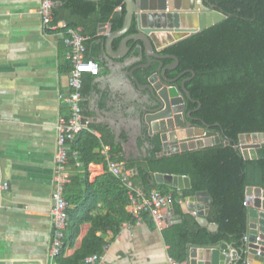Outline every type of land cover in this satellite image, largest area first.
<instances>
[{
    "label": "trees",
    "instance_id": "obj_1",
    "mask_svg": "<svg viewBox=\"0 0 264 264\" xmlns=\"http://www.w3.org/2000/svg\"><path fill=\"white\" fill-rule=\"evenodd\" d=\"M56 1L61 6L54 10V19L64 20L71 28L83 27V34L94 32L100 22H109L111 29L116 30L124 21L122 0ZM204 2L225 13V19L174 42L162 53L178 59L176 69L167 71L168 76L186 72L182 79L188 92L185 105L191 120L200 127L203 123L209 125L208 130L218 133L221 142L159 156L161 144L156 136L150 140L146 159L127 162L120 155V144L107 140L104 129L93 125L83 128L70 144V149L78 152L76 157L70 156V163L80 162L81 171L72 174L64 184L70 223L55 264H87L85 259L103 252L125 222L134 223L125 209L129 200L127 189L119 177L108 171L107 154L112 161H125L126 168H136V180L145 191L159 189L164 194L171 193L177 220L163 229V235L174 260L187 259L188 244L202 246L225 241L237 248L242 244L247 228L245 189L264 188V141L257 149V159H245L237 147L241 133H260L264 139V0ZM135 31L134 19L129 32ZM170 62L171 59L164 60L166 64ZM96 130L100 137L94 133ZM225 140L230 143L225 145ZM104 145L110 147L107 153ZM90 163L104 164V172L92 182ZM155 173L189 177L190 187L182 191L184 197L207 191L211 202L206 219L217 229L210 230L198 222L197 216L184 213L176 188L158 184ZM143 219L151 220L147 214ZM84 223L90 227L80 246L65 256L66 246L74 244Z\"/></svg>",
    "mask_w": 264,
    "mask_h": 264
},
{
    "label": "crops",
    "instance_id": "obj_2",
    "mask_svg": "<svg viewBox=\"0 0 264 264\" xmlns=\"http://www.w3.org/2000/svg\"><path fill=\"white\" fill-rule=\"evenodd\" d=\"M55 2L54 10L61 6L60 1ZM39 5L40 0H0V264H55L48 255L52 238L51 193L55 182L56 127L60 117L69 116L68 104L59 98V93L69 90L70 64L63 34L43 29ZM101 23L105 24L99 26ZM76 28L86 38V58L100 67L97 75L82 76L85 92L81 88V106L83 119L86 118V122L82 119L83 128L93 125L104 129L107 140L120 144V155L127 162L146 159L151 144L139 127V91L127 73L144 62L141 49L130 51L125 59L106 60L104 45L108 34L114 31L111 24L100 22L94 32L85 34L83 27ZM168 34L150 35L156 50L176 42H164ZM119 41L120 38L115 39V47ZM134 73L141 83L145 82L140 69ZM94 133L101 136L97 130ZM109 148L104 145V152ZM106 160H110L108 154ZM119 163L126 168L125 161ZM80 168V162L71 164L69 160L68 181ZM127 169L134 172L136 180V168ZM88 172L92 182L104 172V164L90 163ZM4 183L6 189L2 188ZM184 189L176 188L184 213L198 211L199 204L209 207L211 197L206 191L184 197ZM170 203L168 223L163 227H157L152 219L138 224L125 222L105 249L107 264H170L163 235V229L177 220ZM200 219L198 214L201 224ZM89 227V223L80 226V234L73 245L66 246L65 256L80 246ZM190 245L187 259L179 264H190Z\"/></svg>",
    "mask_w": 264,
    "mask_h": 264
},
{
    "label": "water",
    "instance_id": "obj_3",
    "mask_svg": "<svg viewBox=\"0 0 264 264\" xmlns=\"http://www.w3.org/2000/svg\"><path fill=\"white\" fill-rule=\"evenodd\" d=\"M97 2L100 0H85ZM125 4V16L122 26L111 31L104 45L103 59L120 60L127 58L130 51L141 49L144 62H141L128 70V79L138 90L140 112L137 120L144 136L151 140L158 137L161 144L159 156L170 155L188 150H195L206 146L219 144L221 137L215 131L208 130L209 125L203 127L194 125L191 118L184 113V98L188 92L182 81L176 83V78L167 76L168 70H173L178 65V59L172 54H161L155 49L150 37L155 32H172L175 41L185 38L191 33L205 29L225 19L226 14L215 9L214 5L204 0H183L182 8L198 9L187 13L191 17V28L180 26V12L177 11L181 5L174 6L173 0H122ZM209 17V24L202 25V17ZM171 26H162L163 20L169 21ZM136 21V31L128 33L133 20ZM101 23L99 26H103ZM189 33H185V32ZM174 32H178L176 35ZM120 38L118 46L115 47V39ZM132 41L131 44L129 42ZM165 59H171L172 63L163 65ZM152 64L158 66L147 72H141L144 83H141L135 75V71L149 68ZM193 73V71L189 70ZM86 122V118L83 119ZM263 139L260 133H241L237 147L247 160L257 159V149L261 142L257 137ZM252 139V141H250ZM225 145L230 142L223 141ZM158 184H166L174 188L184 189L190 187L187 176L175 174L155 173ZM206 193H208L206 191ZM209 194V193H208ZM246 205V234L245 241L238 249L233 248L227 242H218L202 246L190 245L188 249L190 264H264V188L260 186H247L245 189ZM168 207L171 211V203ZM200 222L202 226L210 230H216L217 225L208 223L205 217L209 207L197 205Z\"/></svg>",
    "mask_w": 264,
    "mask_h": 264
},
{
    "label": "built area",
    "instance_id": "obj_4",
    "mask_svg": "<svg viewBox=\"0 0 264 264\" xmlns=\"http://www.w3.org/2000/svg\"><path fill=\"white\" fill-rule=\"evenodd\" d=\"M55 4V0H40L38 8L43 29L47 32L59 31L63 34L64 43L67 47L66 56L70 64L68 72L69 90L59 93V98L68 104L69 116L67 118L60 117L56 127L55 182L51 193L52 238L48 248L51 262L60 254L70 218L68 214L70 204L64 198L63 188L64 184L68 182L66 170L70 156L75 157L78 155L76 150L70 149V144L84 127L81 106L83 100L81 92L82 76L84 73L97 75L100 70L94 60L86 58V38L81 34L80 30L68 27L64 21L54 20L53 11ZM107 169L119 177L126 187L129 200L125 209L131 214L134 223H141L145 214L151 217L157 227H163L168 223L167 212L171 193L164 194L159 189L145 191L141 183L134 180V172L125 168L122 163L109 160ZM2 188L6 189L7 184L4 183ZM192 214L197 216L198 211L193 210ZM243 240L247 241V236H244ZM105 249L99 254L87 257L85 262L87 264H107ZM168 261L170 264H179L172 257H169Z\"/></svg>",
    "mask_w": 264,
    "mask_h": 264
},
{
    "label": "rangeland",
    "instance_id": "obj_5",
    "mask_svg": "<svg viewBox=\"0 0 264 264\" xmlns=\"http://www.w3.org/2000/svg\"><path fill=\"white\" fill-rule=\"evenodd\" d=\"M173 1H174V3H173L174 6L181 5V8L177 9V11L180 12V26L182 28H188V27L191 28V26H192L191 17L189 18L187 13L194 11V10H198V9H195V8L193 10L192 9H184V8H182L183 0H173ZM205 19L207 20V22L205 21ZM208 19L209 18L207 15L202 17L201 22H202L203 26H207L210 23ZM171 25L172 24H170V22L166 19L162 21V26H164V27H168ZM165 33H167V32H165ZM185 33H189V32L186 31ZM175 35H176V33H175ZM173 40H175L174 34L172 32H170V34L166 35V38L163 41L168 42V41H173ZM257 140L260 141L261 143L264 141V139H261L259 136L257 137ZM250 141H252V139H250Z\"/></svg>",
    "mask_w": 264,
    "mask_h": 264
},
{
    "label": "flooded vegetation",
    "instance_id": "obj_6",
    "mask_svg": "<svg viewBox=\"0 0 264 264\" xmlns=\"http://www.w3.org/2000/svg\"><path fill=\"white\" fill-rule=\"evenodd\" d=\"M128 33H133V32H128ZM160 53H161V54H166V53H162V50L160 51ZM170 63H172V60H171ZM168 64H169V63H168ZM163 65H167V64L164 63V61H163ZM157 66H158V64H152L149 68H147V69H145V70H143V71H141V72H147V71H149V70H153V69H155ZM176 67H177V66H176ZM176 67H175V69H176ZM173 70H174V69H173ZM185 73H186V72L178 73V74H176V75L173 76V77H170V76H168V75H167V76H168L169 78H176V77H177L176 83H177L178 85H180L182 81L185 83V79H182V76H183V74H185ZM185 98H186V97H185ZM185 98H184V113H183V114H186V115H188V116L190 117V112H188V111L186 110ZM190 118H191V117H190ZM191 122H192V124L196 125V122H194L193 120H191Z\"/></svg>",
    "mask_w": 264,
    "mask_h": 264
},
{
    "label": "bare ground",
    "instance_id": "obj_7",
    "mask_svg": "<svg viewBox=\"0 0 264 264\" xmlns=\"http://www.w3.org/2000/svg\"><path fill=\"white\" fill-rule=\"evenodd\" d=\"M208 18H209V17H208ZM168 19H169V22H170V24H171V22H172V20H171V17L169 16V18H168ZM208 20H209V19H208ZM205 21L207 22V20H206V19H205ZM174 33H176V34H177L178 32H174Z\"/></svg>",
    "mask_w": 264,
    "mask_h": 264
}]
</instances>
